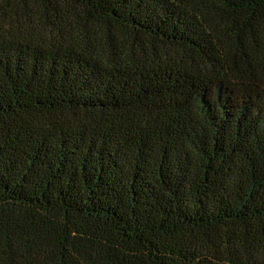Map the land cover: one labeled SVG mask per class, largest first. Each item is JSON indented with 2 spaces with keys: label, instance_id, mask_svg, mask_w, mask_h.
<instances>
[{
  "label": "trees",
  "instance_id": "16d2710c",
  "mask_svg": "<svg viewBox=\"0 0 264 264\" xmlns=\"http://www.w3.org/2000/svg\"><path fill=\"white\" fill-rule=\"evenodd\" d=\"M0 264H264V0H0Z\"/></svg>",
  "mask_w": 264,
  "mask_h": 264
}]
</instances>
